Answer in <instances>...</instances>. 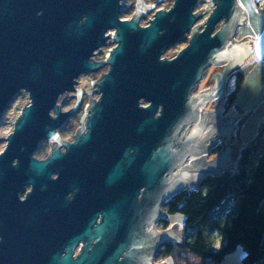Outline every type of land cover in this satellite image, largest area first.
<instances>
[{
  "label": "water",
  "instance_id": "water-1",
  "mask_svg": "<svg viewBox=\"0 0 264 264\" xmlns=\"http://www.w3.org/2000/svg\"><path fill=\"white\" fill-rule=\"evenodd\" d=\"M208 1L213 2L214 9L204 20V27L201 28L203 21H199L195 29L203 8L193 11L197 0H174L171 7L154 12L146 24L141 18L142 12L149 8L145 0H137L133 16L127 18L119 15L120 9H125L121 0H0V114L17 92L25 91L29 99L13 131L9 129L6 147L0 153V192L10 190L13 158L25 161L14 166L13 180L19 181L17 186L23 179L34 186L49 179L50 166L63 158L59 146L43 162H37L31 155L40 140L57 136L56 128L80 102L78 96L70 109L60 112L58 98L74 91L81 75H90L104 65H109L106 73L92 82L99 98L86 108L89 113L86 122L74 142L61 141L68 148L66 157L72 161L106 159V154L115 152L119 155L115 158L118 164L112 168L108 180L116 181L119 163L126 159V174L142 178L147 191L155 183H168L169 189L160 194L159 203L186 188L195 191L201 179L182 178L188 172L184 158L187 155L194 158L200 139L210 138L214 110L206 111L205 125L201 128L195 116L198 111H192L190 116L187 111L191 109L187 106L193 97L191 92L209 62L221 65L210 78L214 79L213 85L196 94L201 97L196 98L203 107L221 92L226 73L241 64L251 51L248 40L235 41L236 29L245 23V11L239 1ZM189 31L185 47L162 57L170 45ZM109 39L115 44L106 58L93 59ZM89 100L93 101V93ZM219 114V120L230 123L231 131L228 128L224 132L226 125L219 135L224 142L223 151L220 157L207 161L206 177L221 175L230 161L232 149L226 141L239 116ZM184 123V138L189 143L181 151L172 148L168 137L172 129ZM187 126L192 128L189 130ZM129 148L136 151L133 156ZM135 164H138L136 175L132 168ZM20 167L24 170L21 174ZM123 172L122 169L120 174ZM165 172L174 176L175 182L162 177ZM156 213L159 220L168 218L159 210ZM149 233L155 239L154 252L163 243L182 244L184 239L177 222L164 229H149ZM131 239L127 236V243L119 244L116 250L117 254L125 250L126 257L120 264H136L131 259L134 249ZM147 244L150 241L144 233L139 247L145 252ZM8 259V247L0 243V264H9ZM111 263L114 264L108 260L104 264ZM75 264L92 263L85 256ZM142 264L154 262L150 256H144Z\"/></svg>",
  "mask_w": 264,
  "mask_h": 264
},
{
  "label": "flooded vegetation",
  "instance_id": "flooded-vegetation-1",
  "mask_svg": "<svg viewBox=\"0 0 264 264\" xmlns=\"http://www.w3.org/2000/svg\"><path fill=\"white\" fill-rule=\"evenodd\" d=\"M225 84L224 81L223 89ZM192 96L187 105L191 109L187 111L189 116L192 111H198L195 116L202 128L206 120V104L202 107L198 100L201 97ZM222 96L221 94L220 97ZM98 98L97 95L91 101L82 95L79 107L56 128L57 136L42 139L36 144L31 156L37 162L45 161L57 146L59 154L63 156L50 166L49 179H43L38 186L26 183L27 179H23L17 186L19 181L13 180L14 166L25 161L18 158L11 160L8 183L10 190L0 192V243L8 247L9 264H75L85 256L92 264H104L108 260L120 264L126 257L125 250L118 254L116 250L119 244L127 243V236L132 237L130 245L134 246L132 261L142 264L143 257L150 256L154 264L159 263L156 255L159 248L154 252L155 239L149 229L158 230L169 224L171 215L165 212L164 203L158 202L160 194L169 189L168 183H155L147 191L146 185L141 182L142 178L126 174V159L119 163L120 172L123 169V174L119 172L116 181L111 183L108 178L114 165L118 164V159H115L119 158L117 153L109 152L106 159L72 161L66 157L67 146L61 144V141L68 144L75 141L89 115L86 108ZM74 99H77L75 93ZM142 103L144 104V100ZM217 103L219 106L221 102ZM58 105L60 112L72 107L64 108L60 102ZM211 112L213 127L209 141L200 139L195 147L196 156L191 159V155H187L184 158L185 170L188 172L182 178L185 177L186 180L202 181L206 177L204 173L207 171V161L222 154L224 142L219 135L223 133L224 126L230 123L218 119V108ZM219 112L220 116H224L221 108ZM79 114L84 115L81 123ZM185 126L186 123L170 131L168 140L172 148L183 151L188 145V140L184 138ZM190 126H187L189 130L192 128ZM8 135L0 153L6 147ZM128 151L131 156L136 152L133 148ZM137 167L138 164L132 165L135 175ZM23 171L20 167V174ZM162 177L169 179V182H175V177L170 173L165 172ZM134 189H137L136 193H133ZM158 210L167 214L168 218L159 220L156 213ZM144 233L150 241L145 252L139 247Z\"/></svg>",
  "mask_w": 264,
  "mask_h": 264
},
{
  "label": "trees",
  "instance_id": "trees-1",
  "mask_svg": "<svg viewBox=\"0 0 264 264\" xmlns=\"http://www.w3.org/2000/svg\"><path fill=\"white\" fill-rule=\"evenodd\" d=\"M122 13L127 14L125 10ZM231 77L235 87L224 100L226 108L235 102L244 81L239 70ZM263 127L264 120L258 134L241 147L233 170L207 176L195 191H179L166 201L165 212L184 217V239L182 244L163 243L158 259H169L172 264H219L241 246V264H264V139L263 151L255 154Z\"/></svg>",
  "mask_w": 264,
  "mask_h": 264
},
{
  "label": "rangeland",
  "instance_id": "rangeland-1",
  "mask_svg": "<svg viewBox=\"0 0 264 264\" xmlns=\"http://www.w3.org/2000/svg\"><path fill=\"white\" fill-rule=\"evenodd\" d=\"M137 0H121V7H125V9H120V17L127 18L133 16L135 5ZM139 1V0H138ZM243 10L245 11V23L241 24L236 30L235 41H241L243 39H247L253 45L251 47V51L248 54L247 58L239 64L237 67L232 68L224 78L225 85L223 91L220 93L223 96L218 98L217 101H213V99L207 100L206 111L209 110H217L218 112L221 108L223 111L222 114L224 116L229 115V117L234 118L238 117L237 120L232 124L235 129L232 130L231 136H229L227 145L232 149L230 154V161L226 165L225 171L230 168L233 170L236 161L240 155L241 147L253 138L256 134H258V130L261 122L264 120V0H238ZM145 2H149V8L146 11L142 12V21L143 24L149 23L150 19L153 17L154 12L163 7L172 6L174 0H145ZM258 4V5H257ZM203 7V8H202ZM200 8V17L194 24V28L197 29L199 21H203L202 27H204V20L209 16V11H213L214 5L213 2L208 0H197L194 6V12L199 10ZM125 10L127 14L122 13ZM127 16V17H126ZM218 25L216 26V29ZM190 36V31L183 36L178 42L170 45L162 54V57H167L178 53L183 47L187 45L188 37ZM114 43H107L97 50L93 59H105L108 55V50L110 46H113ZM221 65L210 63L203 71V75L200 81L195 84V88L192 90L191 94L196 95L200 90L207 89L211 87L214 83V79H211L212 74L216 71H219ZM109 68V65H104L100 67L99 70L95 72H91L90 75H81L78 78V82L75 85V91H69L59 96L58 102H62L64 108L70 107L74 105V93L75 96L84 95L86 100L90 98L91 93H93V98H95L98 94L95 92L96 86L92 85V82L95 81V78L101 77V75L106 73V69ZM239 70L244 76V81L238 90V93L235 98V102L231 105V107H225V98L227 93L231 92L235 87V78L231 77V74L235 71ZM226 79V80H225ZM224 83V82H223ZM13 97V99L8 103V106L5 110L0 114V148L5 143V138L9 133V129L13 128L15 120L18 118L19 113L22 108L26 106L29 102L28 94L25 91H19ZM99 96V95H98ZM76 98V97H75ZM222 100V101H221ZM221 102L219 106L217 102ZM146 102L144 101V104ZM80 105V102H79ZM78 105V107H79ZM77 107V108H78ZM71 108V107H70ZM223 116V115H222ZM80 123L84 119V115L79 114ZM231 128V126L227 125L224 129V132ZM264 130V127L262 128ZM263 134L264 132L261 131ZM260 133V134H261ZM218 134V133H217ZM223 134V133H222ZM221 134V135H222ZM261 134V135H262ZM214 135V134H213ZM212 135V137H213ZM264 136V134H263ZM263 136H260V140L256 141L257 147L255 154L259 155L263 151L262 141L264 139ZM209 141V139H208ZM256 158V156H254ZM174 195V194H173ZM172 195V196H173ZM168 201V200H167ZM166 203V202H165ZM164 203V204H165ZM184 217L180 213L172 214L170 216V221L179 222L182 224L183 230V221ZM160 230V229H158ZM183 238H184V230H183ZM219 241H217L218 243ZM163 245V244H162ZM160 245V247L162 246ZM159 247V248H160ZM243 247L238 246L235 251L230 254H227L224 259L219 264H241V260L244 256ZM159 262H167L168 264H172L171 260H160ZM191 264H215L210 263L209 261L191 263Z\"/></svg>",
  "mask_w": 264,
  "mask_h": 264
},
{
  "label": "bare ground",
  "instance_id": "bare-ground-1",
  "mask_svg": "<svg viewBox=\"0 0 264 264\" xmlns=\"http://www.w3.org/2000/svg\"><path fill=\"white\" fill-rule=\"evenodd\" d=\"M243 40H245V39H243ZM243 40H241V41H243ZM247 40V39H246ZM241 41H236V42H241ZM249 41V40H248ZM107 43H114L111 39H109L107 42H106V44ZM115 44V43H114ZM249 44H250V47L252 46L251 45V42L249 41ZM113 46H110L109 47V49H111ZM107 54H109V50H108V53ZM223 91V87H222V90H221V92ZM220 92V93H221ZM220 93H218V96H216L215 98H219V96H220ZM215 98H213V100H215ZM218 100V99H217ZM217 100H215V101H217ZM176 222V221H175ZM175 222H173V223H175ZM169 224H167V225H165L162 229H164V228H166V227H169V226H171V224H173L171 221H169L168 222ZM177 223H179V222H177ZM181 226H182V224L181 223H179Z\"/></svg>",
  "mask_w": 264,
  "mask_h": 264
},
{
  "label": "crops",
  "instance_id": "crops-1",
  "mask_svg": "<svg viewBox=\"0 0 264 264\" xmlns=\"http://www.w3.org/2000/svg\"><path fill=\"white\" fill-rule=\"evenodd\" d=\"M247 40H248V38H247ZM251 45H252V44H251ZM252 46H253V45H252ZM252 46H251V47H252Z\"/></svg>",
  "mask_w": 264,
  "mask_h": 264
}]
</instances>
